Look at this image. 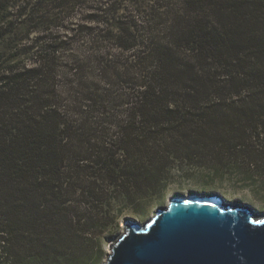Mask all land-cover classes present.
Here are the masks:
<instances>
[{"label": "trees", "instance_id": "obj_1", "mask_svg": "<svg viewBox=\"0 0 264 264\" xmlns=\"http://www.w3.org/2000/svg\"><path fill=\"white\" fill-rule=\"evenodd\" d=\"M120 2L0 0V264L104 258L86 234L87 217L64 193L66 100L88 97L87 109L101 115L126 101L119 148L90 150L104 172L83 195L97 204L105 191L126 187L141 214L143 201L166 188L179 148L191 160L200 149L215 151L213 173L246 154L250 167L264 170V0H149L137 28L123 20ZM75 4L83 13L68 24ZM99 35L131 54L104 62L103 89L83 84L95 66L69 50L77 38ZM120 81L133 91L116 94ZM117 150L139 159L123 166Z\"/></svg>", "mask_w": 264, "mask_h": 264}, {"label": "rangeland", "instance_id": "obj_2", "mask_svg": "<svg viewBox=\"0 0 264 264\" xmlns=\"http://www.w3.org/2000/svg\"><path fill=\"white\" fill-rule=\"evenodd\" d=\"M138 1L142 2V0ZM141 2L121 0L119 4L120 10L122 8L123 20L136 28L142 27L145 22V11L147 10L144 8V4L147 6L149 0ZM156 4L161 6L160 1ZM121 12L118 14L121 15ZM82 13L81 6L75 4V12L67 20V23L76 22ZM140 36L142 40L141 43H138V49L147 40L143 32ZM101 37L100 35L94 36L92 41L85 37L77 38L69 44V50L75 59L84 60L88 58L87 61L91 62V66H95V68L88 66L83 84L87 87L96 84L103 89L107 86V82L101 77L100 72L104 62L111 57L126 59L131 54L120 48L116 39ZM92 76H97L99 82L94 83ZM112 86L116 94H126L133 91L132 86L121 81L112 84ZM88 100V97L81 96L80 100L73 104L70 100L64 101L61 107L64 110L65 139L68 142L65 148L66 161L63 163V183L64 193L71 206L87 217L86 234L97 239V250L99 246V251L102 250L104 254V258L95 264L105 263L106 257L111 251V243L124 232L123 223L125 220H137L144 224L154 216L156 209L168 206V201L175 197L216 194L227 203L250 206L257 218L264 217V170L250 167L249 160L251 158L246 154L240 156L238 160L229 161L227 159V166L221 169L219 174L213 173L214 170L209 167L216 158V152L207 149H200L198 155L192 157L196 159L194 164H192L193 159H189L185 152L181 154V148L178 151L175 150L178 157L168 163L169 174L167 173L166 188L158 189L155 198L148 196V201H143L141 214L133 211L130 200L126 196V187L122 189L116 185L118 189L109 193L105 191L104 195L97 197L99 205L92 198L84 196V191L88 188V181L94 176L101 180L104 172L99 169L96 171V164L92 163L93 159L89 155L90 150L93 148H119L114 146V141L118 134L119 125L125 120L127 108L126 101L122 100L115 103L117 105L114 112L101 115L98 107L92 111L87 109ZM115 154L119 160H122L123 166L128 165L132 159H139L131 157L129 153L125 154L122 150H117ZM158 156L162 157L161 155ZM141 160L145 161V157ZM141 194V192H135L136 197ZM89 203L90 207L88 206ZM87 210H91V212L87 213ZM58 264L68 263L63 260Z\"/></svg>", "mask_w": 264, "mask_h": 264}, {"label": "water", "instance_id": "obj_3", "mask_svg": "<svg viewBox=\"0 0 264 264\" xmlns=\"http://www.w3.org/2000/svg\"><path fill=\"white\" fill-rule=\"evenodd\" d=\"M146 223L125 220L103 264H264V217L216 194L179 196Z\"/></svg>", "mask_w": 264, "mask_h": 264}, {"label": "bare ground", "instance_id": "obj_4", "mask_svg": "<svg viewBox=\"0 0 264 264\" xmlns=\"http://www.w3.org/2000/svg\"><path fill=\"white\" fill-rule=\"evenodd\" d=\"M194 196H198V195H194ZM256 217H257V215H256Z\"/></svg>", "mask_w": 264, "mask_h": 264}]
</instances>
